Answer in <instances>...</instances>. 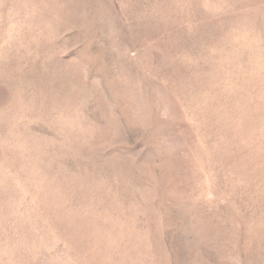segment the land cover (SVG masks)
<instances>
[{
    "label": "rangeland",
    "instance_id": "rangeland-1",
    "mask_svg": "<svg viewBox=\"0 0 264 264\" xmlns=\"http://www.w3.org/2000/svg\"><path fill=\"white\" fill-rule=\"evenodd\" d=\"M0 264H264V0H0Z\"/></svg>",
    "mask_w": 264,
    "mask_h": 264
}]
</instances>
